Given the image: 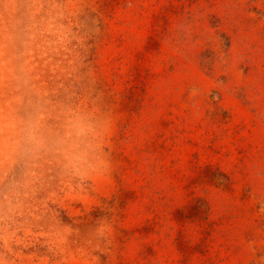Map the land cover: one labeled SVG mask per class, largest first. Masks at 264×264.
<instances>
[{
    "label": "rangeland",
    "instance_id": "rangeland-1",
    "mask_svg": "<svg viewBox=\"0 0 264 264\" xmlns=\"http://www.w3.org/2000/svg\"><path fill=\"white\" fill-rule=\"evenodd\" d=\"M0 264H264V0H0Z\"/></svg>",
    "mask_w": 264,
    "mask_h": 264
}]
</instances>
